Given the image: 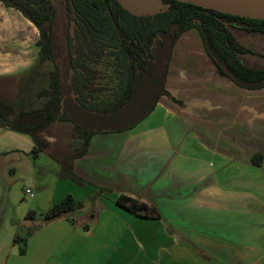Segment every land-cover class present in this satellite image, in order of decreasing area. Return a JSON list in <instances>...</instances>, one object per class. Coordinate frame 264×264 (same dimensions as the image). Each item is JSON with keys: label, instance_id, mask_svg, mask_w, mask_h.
I'll return each instance as SVG.
<instances>
[{"label": "crops", "instance_id": "1", "mask_svg": "<svg viewBox=\"0 0 264 264\" xmlns=\"http://www.w3.org/2000/svg\"><path fill=\"white\" fill-rule=\"evenodd\" d=\"M1 18L4 33L10 24ZM26 34L0 41V99L10 103L41 59L38 38L27 48ZM166 88L182 106L162 96L133 129L91 138L74 162L83 186L59 177L72 123L45 130L49 147L31 162L32 139L0 127V264H264V162H252L264 154V88L222 76L195 28L173 47ZM42 162L48 169L39 171ZM68 194L83 207L45 221ZM121 194L162 217L132 213L117 203Z\"/></svg>", "mask_w": 264, "mask_h": 264}, {"label": "trees", "instance_id": "2", "mask_svg": "<svg viewBox=\"0 0 264 264\" xmlns=\"http://www.w3.org/2000/svg\"><path fill=\"white\" fill-rule=\"evenodd\" d=\"M0 2L18 10L38 29L41 60L54 63L49 88L38 93L48 97L44 107L17 112L12 103L0 99V127L28 135L34 143L31 155L37 158L49 147L43 132L57 121L72 123L73 138L80 143L70 144L59 177L81 186L87 182L75 173L74 162L86 155L95 134L133 129L162 96L183 105L167 90L166 79L173 47L184 32L199 31L222 76L245 89L264 88V19L177 0H164L166 9L148 15L133 14L119 0ZM101 49H112L120 68L119 87L112 100L90 102L88 65L98 59ZM252 162L261 165L264 154L254 155ZM117 203L140 217H162L154 204L126 194ZM82 207L83 202L68 194L46 210L43 218L53 221ZM32 215L35 212L28 217Z\"/></svg>", "mask_w": 264, "mask_h": 264}, {"label": "rangeland", "instance_id": "3", "mask_svg": "<svg viewBox=\"0 0 264 264\" xmlns=\"http://www.w3.org/2000/svg\"><path fill=\"white\" fill-rule=\"evenodd\" d=\"M128 10H130L135 15H148L154 14L158 11L166 9L168 6L165 4L164 0H119ZM8 19L10 26L5 27V31L2 33L0 31V41L12 45L11 42L16 43L20 40L24 33L27 32L25 36V45L28 48L34 49L35 41L39 38V31L36 27L30 23L23 15L16 9L5 7L0 2V25L3 18ZM33 28L32 33L29 32V28ZM16 28V31H11L10 28ZM1 28V27H0ZM35 50L36 47H35ZM34 53V52H33ZM35 55V54H34ZM89 68L92 73V85L88 91L89 101L90 102H108L112 100L114 92L119 87V65L116 59L112 55V49H101L98 59L89 63ZM54 69V63L51 60H41L35 59L34 64L31 67H28L27 70H24V80L20 86V90L17 91L15 97L12 99L15 101L12 103L17 112L23 110L37 109L43 106L44 99L38 95L39 91L42 89H48L50 86V73ZM80 142L77 141V138L72 139V144L78 145ZM33 156H28L27 159L29 162L30 158ZM33 160V159H31ZM48 169V166L45 163H40L38 166L39 171ZM19 190L25 194L26 187L20 185ZM34 194L38 193V189H33ZM25 196L22 195L21 199H24ZM22 202H17L14 206L11 205L7 208L6 211H9L13 215L11 210H16L15 206H21ZM5 216L6 215L4 213ZM23 228L22 235L27 232Z\"/></svg>", "mask_w": 264, "mask_h": 264}, {"label": "water", "instance_id": "4", "mask_svg": "<svg viewBox=\"0 0 264 264\" xmlns=\"http://www.w3.org/2000/svg\"><path fill=\"white\" fill-rule=\"evenodd\" d=\"M177 1L187 2V3L194 4V5L202 6L205 8L219 10L222 12H226L222 10L224 8L242 9V8L251 7V6L264 5V0H177ZM257 18L264 19V16L257 17Z\"/></svg>", "mask_w": 264, "mask_h": 264}, {"label": "bare ground", "instance_id": "5", "mask_svg": "<svg viewBox=\"0 0 264 264\" xmlns=\"http://www.w3.org/2000/svg\"><path fill=\"white\" fill-rule=\"evenodd\" d=\"M222 10L232 13V14H237V15L247 16V17L257 18V17L264 16V5L251 6V7H246L242 9L224 8Z\"/></svg>", "mask_w": 264, "mask_h": 264}, {"label": "built area", "instance_id": "6", "mask_svg": "<svg viewBox=\"0 0 264 264\" xmlns=\"http://www.w3.org/2000/svg\"><path fill=\"white\" fill-rule=\"evenodd\" d=\"M27 193H29L31 196H33V193L30 190H27Z\"/></svg>", "mask_w": 264, "mask_h": 264}]
</instances>
